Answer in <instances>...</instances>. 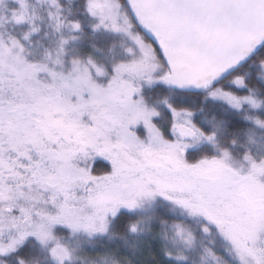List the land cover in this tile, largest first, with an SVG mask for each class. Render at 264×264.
<instances>
[{
    "label": "snow or ice",
    "instance_id": "obj_1",
    "mask_svg": "<svg viewBox=\"0 0 264 264\" xmlns=\"http://www.w3.org/2000/svg\"><path fill=\"white\" fill-rule=\"evenodd\" d=\"M0 264H264V0H0Z\"/></svg>",
    "mask_w": 264,
    "mask_h": 264
}]
</instances>
